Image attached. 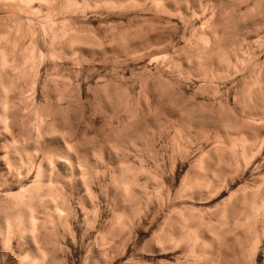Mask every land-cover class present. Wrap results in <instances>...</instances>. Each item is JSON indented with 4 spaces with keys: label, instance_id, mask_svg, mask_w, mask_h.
Segmentation results:
<instances>
[{
    "label": "bare ground",
    "instance_id": "1",
    "mask_svg": "<svg viewBox=\"0 0 264 264\" xmlns=\"http://www.w3.org/2000/svg\"><path fill=\"white\" fill-rule=\"evenodd\" d=\"M0 264H264V0H0Z\"/></svg>",
    "mask_w": 264,
    "mask_h": 264
},
{
    "label": "rangeland",
    "instance_id": "2",
    "mask_svg": "<svg viewBox=\"0 0 264 264\" xmlns=\"http://www.w3.org/2000/svg\"><path fill=\"white\" fill-rule=\"evenodd\" d=\"M193 82H194V81L190 82V83H189L190 85L188 84V85H189V89H188L189 91H194V90H195V84H194ZM163 142H164L165 144H164ZM160 143H161L162 145H163V144L166 145V139H165V141H164V139H163V141H162V139H161V141H159V144H160ZM161 144H160V145H161ZM162 145H161V146H162ZM165 162H166V159H165ZM166 163H167V162H166ZM150 164H151V162H149V165H148V166L152 167L153 164H151L152 166H151ZM168 165H170V164H166V165H165V168H166L165 170H167V171H165V172H166L167 176L169 175L168 178H169V179L172 178V177L180 178V176L182 175V173H183V171H184V169L181 168L180 162L177 163V166H176V168H175L174 170H172L173 168L171 167V165H170V167H169ZM166 166H167V167H166ZM169 168H170V169H169ZM170 170H171L172 172H171ZM180 170H181V171H180ZM173 171H174V172H173ZM167 172H169V173H167ZM172 174H173V175H172Z\"/></svg>",
    "mask_w": 264,
    "mask_h": 264
}]
</instances>
